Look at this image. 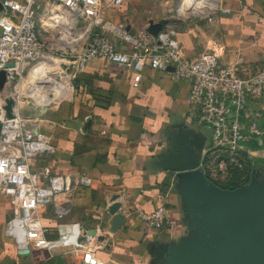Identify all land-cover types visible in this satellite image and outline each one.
<instances>
[{"label":"crops","instance_id":"crops-1","mask_svg":"<svg viewBox=\"0 0 264 264\" xmlns=\"http://www.w3.org/2000/svg\"><path fill=\"white\" fill-rule=\"evenodd\" d=\"M111 1L101 0L103 24L95 32L115 42L112 26L123 23L128 31L140 33L151 22L171 24L180 2L124 0L115 7ZM223 2L229 12L214 22L180 23L177 44L187 58L213 52L224 64L242 60L260 67L264 63V0ZM74 87L67 101L39 111L40 131L57 152L30 159L29 166L33 171L49 166L56 174H82L94 180L92 187L76 189L71 212L64 219L56 217L52 205L39 212L48 242H58L61 226L67 225L77 228L73 235L79 245L32 243L26 248L29 255H20L22 248L5 234L17 209L12 198L0 193V264H171L175 251L211 244L210 230L196 217L201 189L197 176L155 171L172 135L189 131L204 140L199 129L203 126L190 116V86L168 73L146 69L135 74L94 59ZM260 107L264 113V100ZM115 195L120 196L121 208L113 217L109 207ZM160 207L167 209L169 225L155 230L141 216ZM116 219L121 224L111 233ZM90 230L97 239L105 237L110 249L97 240L87 243L84 234Z\"/></svg>","mask_w":264,"mask_h":264},{"label":"built area","instance_id":"built-area-1","mask_svg":"<svg viewBox=\"0 0 264 264\" xmlns=\"http://www.w3.org/2000/svg\"><path fill=\"white\" fill-rule=\"evenodd\" d=\"M123 1L111 3L120 7ZM37 2L0 0V72L6 73L4 89H7L3 96L0 90V193L12 198L16 206L17 214L7 223L5 234L15 239L19 248L26 249L32 243L49 247L65 243L77 247L78 237L73 235L78 232L77 228L67 225L61 226L58 242H48L39 212L52 205L56 217L64 219L71 212L76 189L92 187L94 180L82 174H56L49 166L38 171L30 168V159L53 156L57 149L41 133L37 118L19 113L18 101L30 99L41 110L67 101L74 92V81L94 59L135 74L146 69L168 73L175 81L187 83L190 116L198 126L210 128L212 136L203 150L199 169L211 183L224 189H230L234 180L251 179L259 156H264V127L261 126L264 113L260 107L264 100V63L256 68L242 60L224 64L213 52L187 58L176 42L178 21L196 18V21L214 22L220 14L229 12L223 0H180L174 10L175 22L167 24L157 37L147 31L132 33L125 24H116L110 30L116 42L95 32L103 24L101 0H50L47 13L53 17L48 20L57 21L54 24L58 25L65 14L55 12L63 10L86 26L81 50H73L74 54L63 58L48 50L42 39L34 11ZM198 9L199 13L193 11ZM40 65L45 72L36 76L54 79L57 86V97L47 104H40L27 95L35 84L26 94L22 93ZM47 87L54 96L52 88L48 84ZM8 99L16 103L11 119L4 109ZM141 218L155 230L169 225L165 207ZM91 231L95 232L90 230L84 234L89 244L97 240L96 232L90 235Z\"/></svg>","mask_w":264,"mask_h":264},{"label":"water","instance_id":"water-1","mask_svg":"<svg viewBox=\"0 0 264 264\" xmlns=\"http://www.w3.org/2000/svg\"><path fill=\"white\" fill-rule=\"evenodd\" d=\"M2 6L0 4V12ZM167 22L150 23L147 32L157 37ZM11 66V65H10ZM6 73L0 72V90L5 88ZM7 118L13 117V99L6 101ZM45 110V109H44ZM2 122H0V135ZM183 133V132H182ZM182 143V144H181ZM205 142L199 136L185 134L172 135L169 148L156 164V172L193 173L195 180L201 185L197 191L195 211L199 222L210 230L213 241L207 247H192L175 251L171 264H264V180L258 181L255 175L248 185L230 190L223 189L207 178L199 169ZM119 195L112 197L109 214L116 217L121 203ZM121 221L116 219L110 229L114 233ZM90 235H95L91 231ZM105 237L97 239L110 249V242ZM20 255L28 256L30 251L22 249Z\"/></svg>","mask_w":264,"mask_h":264},{"label":"rangeland","instance_id":"rangeland-1","mask_svg":"<svg viewBox=\"0 0 264 264\" xmlns=\"http://www.w3.org/2000/svg\"><path fill=\"white\" fill-rule=\"evenodd\" d=\"M49 1L50 0H38L37 5L34 9L36 21H37L38 27L41 31L42 39L44 40V42L47 46V49L54 52L58 56H61L62 58L71 56L72 54H74L73 50L74 51H80L81 50V48L84 44V38L86 37V35H85L86 26L81 21L73 20L72 26H71L72 29H71L70 36H71V38H73L72 41H74V42L69 45L70 47L68 45L62 43L61 38H63L64 29L62 27H60L59 24L56 25V27L52 26V27L48 28L45 26L46 20H48L49 18L51 19L53 17L52 13L51 14L47 13V10H48L47 6L49 5ZM178 4H177V6H178ZM58 12H63L65 14V12L63 10H58L55 12V14H57ZM196 20H197L196 18H190V19H187L186 21H196ZM182 22L183 21H178L177 25L180 26V23H182ZM84 35H85V37H84ZM13 87L14 88L17 87V89L19 88L18 85H14ZM6 92H7V89H3L1 91V95L3 96ZM68 98L69 97H67V99ZM18 102H19V104H18L19 113H21L27 117H32V118L38 117L39 111L41 109L38 108L37 106H35L33 104V101H31L30 99H26V100H19ZM54 106H58V103L52 104L51 106L46 107L44 109L47 110L48 108H52ZM261 126L264 127V120L261 121ZM199 129H201V132L203 134V138H204L203 141L210 143L211 137H212L210 135V128L200 127ZM260 157L261 156H259L257 166H255L254 172L251 175V177L253 175H255V178L258 181L264 180V156L261 158ZM261 165L263 166V168L261 167Z\"/></svg>","mask_w":264,"mask_h":264},{"label":"bare ground","instance_id":"bare-ground-1","mask_svg":"<svg viewBox=\"0 0 264 264\" xmlns=\"http://www.w3.org/2000/svg\"><path fill=\"white\" fill-rule=\"evenodd\" d=\"M182 9H186V6H183ZM193 11L195 13H199V9L193 10ZM183 12H185V10ZM60 15H63V14H59V16ZM73 19H74V16L72 14L65 12V15H63L62 20L59 22V26L64 29L63 38H61L62 39L61 41H62V43L66 44L68 46L74 42V41H72L73 38H71V36H70ZM56 22L57 21L46 20L45 26L48 28L52 27V26L56 27V24H54ZM42 66L43 65H40L38 68L35 69L34 74H32V76L30 77V80L32 79V81L26 83V85L22 88V93L26 94L27 91L31 88V85L35 84L32 91L30 93H27V95H29L30 98L35 99L40 104H47V103H51L53 101V99L57 97L58 92L56 90L57 86L54 83V79L49 80L47 77H44V75H42L44 78H38V76H36V74L37 75L44 74L45 71H44ZM47 84L49 87L52 88L51 91L53 92L54 96L50 95ZM68 95L69 94H67V96ZM15 106H16V103H15Z\"/></svg>","mask_w":264,"mask_h":264},{"label":"trees","instance_id":"trees-1","mask_svg":"<svg viewBox=\"0 0 264 264\" xmlns=\"http://www.w3.org/2000/svg\"><path fill=\"white\" fill-rule=\"evenodd\" d=\"M261 167L263 168V166L261 165ZM247 183V181H243V182H239L238 180H234L231 184H230V189H237L239 187H242L243 185H245Z\"/></svg>","mask_w":264,"mask_h":264}]
</instances>
